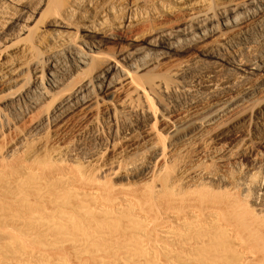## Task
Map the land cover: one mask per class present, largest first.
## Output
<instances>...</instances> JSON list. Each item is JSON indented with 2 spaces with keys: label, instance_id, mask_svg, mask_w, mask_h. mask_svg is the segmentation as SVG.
<instances>
[{
  "label": "rangeland",
  "instance_id": "obj_1",
  "mask_svg": "<svg viewBox=\"0 0 264 264\" xmlns=\"http://www.w3.org/2000/svg\"><path fill=\"white\" fill-rule=\"evenodd\" d=\"M0 1L1 27L4 22L7 24L14 21V14H17L15 11L19 6L16 0L13 3L10 0ZM37 1L39 2L29 0V3L28 0H23L34 12L39 4ZM61 1L50 0L46 6L48 8L43 7L42 11H45L46 16L44 20L40 19L42 23L39 21V30L36 33L21 35L8 44L0 40L1 50L4 46H9L4 50L5 61L9 60L7 56L14 52L12 47L16 46L19 50L32 45V53L27 52L28 57L25 56L27 60H24L23 54V57L18 54L19 60L12 59L15 64H20L24 73L18 77L19 82L0 85V264H181L179 242L184 229V217L188 209L193 211L192 208L197 206L200 198L198 209L201 204L202 209L206 207L207 210L203 209V212L194 209L195 214L197 211L201 213H198L199 217L194 214L192 218L208 229V234L213 232L214 225L211 222H216L220 228V238H225L231 247V264H264V261L260 260L264 258V251L260 254L264 239L261 240L260 246L256 242L259 241L257 236L260 237L264 233V72L249 70L250 74H244L238 71L236 74H239L241 79L232 82L235 91L186 106L177 114L163 120L158 117L161 120L157 119V123L150 121L147 123L149 126L142 130L130 128V121L121 119L119 114L121 103L131 92L128 87L118 91L114 98L100 96L99 91L95 89L97 104H93L88 111L74 112L55 125V113L59 103L82 80H93L95 66L82 67L84 73L77 71L69 83L56 91L57 95H52L46 101L42 102L39 97L31 95L35 103H38L37 109L27 103L9 109L6 105L10 100L31 90L34 77L29 71L37 68L41 72L39 76L43 84L46 79L43 80V76L48 77L49 56L45 54L46 49L37 45V36L45 24L51 21L50 16L59 9ZM116 1L118 5L125 0ZM219 1L223 3L230 0ZM243 1L245 0H233L237 4ZM261 1L264 4V0ZM139 2L146 4L150 1ZM199 7H209L214 14L218 10L216 0H201ZM187 14L188 11L173 10V16L158 15L153 23L157 24L158 29L161 26L167 30L173 29L178 23L184 22ZM257 14L258 16L250 21L243 20L246 23L241 26L251 37H257L259 34L258 24L263 14ZM145 22L147 27L151 25L147 20ZM134 25L136 29L129 27L123 34L121 32L124 38L121 42L108 40L98 61L112 59L129 72L116 52H119L120 48L132 49L140 43L138 37L145 27L137 23ZM218 31L217 35L188 54L171 53L160 68L152 74L142 76L143 81L150 83L158 76L170 80V73L177 67L201 58L204 50L223 44L226 37L231 35L230 32L225 34L221 26ZM109 33L111 31L107 30V35ZM153 36L152 31L143 39ZM75 41L81 51L87 50L79 39ZM257 55H263L260 47ZM20 56L23 59L20 60ZM12 60L8 63L9 66H13ZM252 60L253 57L247 55L241 69L249 68ZM25 62L30 63V68ZM61 62L66 64V61L61 59L58 66H63ZM245 92H250L252 96L246 97L244 103L236 110L208 126H203L187 141L173 143L172 125L182 124L223 97L231 99L237 95L243 96ZM100 99L102 101H99ZM153 103L158 112H161L158 102L155 100ZM116 111L118 120L111 117ZM153 124L155 125L152 126ZM97 136L101 138L102 143ZM156 142L159 144V150L165 152L158 160L155 159V152L158 151L152 149ZM131 160L137 166L141 164L140 167H150L153 164V170L137 172L129 167ZM128 167L131 170L125 171ZM111 168L114 169L110 170ZM184 202L188 206L193 203V207H185ZM223 204L227 205L224 207ZM227 206H230L229 209ZM254 220L256 222H253ZM248 221L253 222L254 230L250 228V222L247 224ZM256 224L259 226L256 227ZM257 230L261 233L258 231L259 235H256L253 232L256 240L250 232ZM236 231H239V234L241 232L243 236L237 235ZM253 242L258 243L259 249L256 244V253ZM248 249L253 250L250 251L255 253V256L252 253L250 255Z\"/></svg>",
  "mask_w": 264,
  "mask_h": 264
},
{
  "label": "bare ground",
  "instance_id": "obj_2",
  "mask_svg": "<svg viewBox=\"0 0 264 264\" xmlns=\"http://www.w3.org/2000/svg\"><path fill=\"white\" fill-rule=\"evenodd\" d=\"M10 1L13 3L15 0H10ZM149 1L150 2L146 4H141L139 0H125L121 4L118 3V5L116 3L117 2L116 0H62L61 1L62 3L59 2L61 4L60 7H58L59 9H57L54 12V14H52L53 16H50L51 21L45 24V27L43 28L42 31H40L39 36H37L38 37L37 45L43 49H46L47 52H45V54L47 53L46 55L49 56L50 63L49 62L48 63L50 64V68L47 71L48 77L43 76V80L44 78H46L43 84L40 81V76H39L40 75L39 73L41 72L37 70V68H33L31 70L32 73L29 71V74H33L34 77V80L31 85V90L27 91L22 96L19 95L15 96L6 105L7 108L9 107L10 109L15 105L16 106L18 105L17 107H19V104L27 103L28 105L32 104V108L37 109L36 107L38 103H35L34 98L31 95H35L37 96V98L39 97L42 102L46 101L49 98H51L52 95L56 94L57 90H59L61 87L69 83L70 79L72 78L73 75H75L77 71H79L80 73H84L85 70H83L82 67L87 68V67L95 66L96 72L93 77V80L91 79L90 80L85 79L86 81L82 80L83 82L81 81V83H79L77 87L73 88L70 91V93L67 95V97L62 99L61 103H59L60 105L58 104L59 106L57 107L59 108L56 109L57 110L56 113L54 112L55 125L61 123L65 118H67L69 115L73 114L74 112L77 111L80 112L83 110L88 111L93 106V104H97L98 98L95 94L96 93L95 89L99 91L100 96L102 95L105 98H114V95L118 91H121L123 88L128 87L131 89V92L128 93L127 98L121 103L119 114H121V119L124 118L125 121L126 120L130 121V124L128 125L130 126V128L135 127V130H142L143 128L149 126V124L147 123H149L152 120H154L157 123L158 117L162 118L163 120L168 116L177 114L178 111H180L182 108L186 106H192L195 103L202 101L204 99H211L212 97H216L217 95L221 96V94L227 95L228 92L235 91L234 90L235 85L232 84V82L233 80L235 81L239 80L238 78L241 79V76L239 74H236L238 71H242L244 74H250L249 70L264 72V4L261 0H245L241 4L234 3L233 0L223 3L222 1L220 2L219 0H216L218 10L217 12H215V14L212 12V9L209 7L207 8L199 7L201 0H149ZM15 2L18 5L16 3L14 4L19 6V9H17L16 11L14 10L15 12H17V14H14L16 15L14 16L15 17L14 21L7 22V24H5L4 22L0 27L1 29L0 31H2L0 32V40L2 39V41H5V43L7 44L13 41L14 39H17V37L20 38L21 35L24 34L31 35V33H36L37 30H39V24L40 22L42 23V20L40 19L43 18L44 20V17L46 16L44 15L45 11H42V9L43 7H46L49 4L48 2H50V0H39V2L37 1V4L38 3L39 4L38 5L36 4L37 8L35 9V12L29 9L28 5H25V2H23V0H16ZM2 6L4 7V5ZM173 10L175 11L178 10L182 12L188 11L186 18L184 19V22H182L181 24L178 23V26H176L175 24L176 27L173 29L167 30L165 25L164 26L166 29H164L162 26L161 28L158 29L157 24H154L155 23L154 21L156 20L155 19L156 16L158 15H160V17L165 15L173 16L172 15ZM257 12L259 14H263L262 20L260 21V24H258L259 34L257 37L254 36L251 37L247 32H244V28L241 26L244 23H246V21H250L251 19L257 17L258 16ZM24 14L26 16L22 17L21 15ZM37 16H39V19H37L36 21ZM146 20L151 23V25H149L148 27L145 25ZM35 21H36L35 25L31 27V24ZM23 22L25 23L24 25ZM134 23L140 24V26L145 27V30L141 34H139L138 37V39H140V43L129 50H125V49L123 50V48L120 49L118 48L119 52H116L118 58L121 61H123L125 63V67L129 69V72H126L122 66L117 64L112 59H105L98 61V58L102 54V48L105 46L106 42L108 40H112L116 43L121 42L124 39L123 36H121V32L123 34V31L124 30L126 31V28L129 27L136 29L137 27H135ZM36 25L38 26V29ZM153 25L156 26L157 30L156 28H154ZM220 26L223 28L225 34L227 32L231 33V35L226 37L223 44H219L213 48H207L206 50H204V52H202L201 58L195 59L188 64H182L180 66L178 65L179 67H177L175 70H173L170 73V80L163 79L158 76L156 78H153V80L150 81V83H146L143 81L142 76H144L145 74H152L154 70L160 68L163 64L162 62L165 59H167L169 55L171 56V53L188 54L190 51L197 48V46L201 44H205V42L208 39L217 35V33H219L218 30ZM34 29L36 30L32 32ZM107 30L111 31V33H109L108 35H107ZM152 31L154 34L153 37H150L149 39H143L145 38L144 37L145 35H148V33H151ZM77 39H79L80 40L79 42L82 43L87 48L86 51H81L79 46L76 45L75 40ZM87 39L89 41H87ZM23 46H25V44ZM30 47H22L19 50L16 46L12 47L14 52L11 55L9 54L10 56H7L9 60L6 61L4 60V55L6 53L4 52V50L5 49L7 50L9 46L8 47L4 46V49L3 48L2 50L0 49V85L4 86V84L6 85L17 84V82H19L18 77L24 73L21 71L20 64L17 65V62L15 64V62L12 59L19 60L18 54L19 55L23 54L25 60L26 59L25 56L28 57V53L31 52ZM259 47L261 48V52L263 55H260L258 57L257 53L259 52ZM15 48L17 50H15ZM33 49L35 50V48ZM256 50L257 52H255ZM247 55L253 57V60L250 63L251 66L247 69H241L243 60ZM112 56H114L113 53ZM21 59L23 58H21L20 56V60ZM61 59H64L66 61L64 63L66 64H63L61 62L63 66H58L59 60L61 61ZM11 60L14 62L13 66L8 65V63H10ZM32 63L35 62L32 61ZM32 63H31V67H32ZM26 64H28V62ZM24 68L25 66L22 67V70H24ZM29 68H27V70H29ZM19 72L20 74H18ZM143 72L145 73L141 75V73ZM251 96L252 95L250 92L247 93L245 92L243 96L237 95L231 99H223L224 98L223 97L222 100H220L219 102L213 103L212 106H210L206 110L198 112L190 119L185 120L182 124L172 125L171 134H172L173 143H177L179 141H187L189 138L195 136L196 133L199 130H201L203 126H208L213 122L218 121L221 117L225 116L227 113L236 110L239 106H241L242 103H244L246 97L250 98ZM155 100L158 102L157 104L161 108L162 110L161 112H158L157 108L155 107V104L153 103ZM99 101L102 100L100 99ZM117 114H118L117 111L116 113L112 114L111 115L112 119H115ZM116 120L118 119L116 118ZM129 121L127 122L129 123ZM154 125L155 124H153L152 126ZM97 139L100 140V142L102 143L101 138L97 136ZM158 145L159 144H157L156 142L154 144V147L152 148L153 150L158 151V153L155 152L156 157L154 156L156 160H158L159 157L165 155L164 150H159V148L157 147ZM100 153L101 152H99V154ZM93 154L95 155L96 152ZM128 161L127 163H130ZM132 161L133 160H131L130 163L131 166L129 167H131V169L135 171L153 170L152 169L153 164L150 167L147 165H145L146 167L144 165L140 167L141 164L137 166L136 165L137 162L135 159L134 161L136 163ZM124 165H126V163ZM129 167L127 169L125 168L126 169L125 171L131 170L129 169ZM113 169L111 168L110 170ZM108 171L109 170H107V172ZM195 195H197V193ZM198 195L200 196V194ZM194 196L192 197V199L194 198ZM187 200L186 202L188 203ZM190 201L192 200L190 199ZM199 201H201V198L199 199ZM199 201L196 204L197 206H195L194 203L195 207L192 206L193 203L188 206L187 204H185L186 202H184L185 207L188 206L187 208H190L192 206L193 211L189 209L187 210V208L184 209V211L187 210V214L186 217H184L185 218V223L183 227L184 229L182 230L183 233L181 236V242H179L181 243L180 252L182 253L179 262H182L181 264H231V261L233 260L232 256H230L231 252L229 250L231 247L228 241L225 240V238L224 240L220 238L219 236L220 228L217 227L216 222L215 221L211 222L212 219L210 220V222L213 223L214 228H213V232L211 234H208V232L206 233L208 229L203 228L199 221L193 220L194 218L192 217L195 214L194 209L202 210L203 212L204 210H207L205 209L206 207L204 204H203L204 205L203 207H205L203 208L204 210L202 209L201 204H200L201 209L200 207L198 209V205H199L198 203H200ZM205 201L207 200L205 199ZM213 203L215 202L213 201ZM228 207L230 206H227L226 208ZM198 213L200 214L201 212L197 211V214ZM197 214H195V217H199V214L198 215ZM181 218L179 217V219ZM231 221L232 220L230 219V222ZM249 222L250 221H248L247 224ZM253 222L256 221L254 220ZM253 222L252 223L250 222L252 226L250 227L251 229L255 227V226L253 227L254 225ZM257 225L258 224H256V227ZM240 226L241 225H239V227ZM208 228H210V226ZM258 231L259 230H257V232L252 231L250 233L253 234V232H255V234L257 235ZM262 231H264V229ZM236 232H238L237 235H241V232L240 234L239 231ZM131 233L133 234V232ZM260 233L261 231H259V234ZM122 234L123 233L121 232V235ZM262 234H261L262 236L260 237L257 236L259 238V241H256L257 240L256 235L253 234L255 238L252 235V237L256 239L255 241L259 243V246H260V242H262L261 240L264 239L263 238L264 233ZM245 236L246 235H244V238ZM252 237L250 239H252ZM254 242L253 244H255L254 247V252H255V250L257 251V249H259V247H258V243H254ZM248 244L250 245L251 243ZM256 244L258 248L256 247ZM261 249L263 250L260 251V254L262 253V251H264V246ZM248 250L250 251L251 249ZM251 251L249 254L251 255L252 253L255 256L256 252L253 253ZM235 257L234 260H236ZM262 258L260 260L264 261V258L263 259ZM257 261L254 262L257 263ZM259 261L258 263H260ZM250 262L251 261H249V263Z\"/></svg>",
  "mask_w": 264,
  "mask_h": 264
}]
</instances>
